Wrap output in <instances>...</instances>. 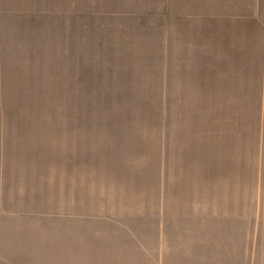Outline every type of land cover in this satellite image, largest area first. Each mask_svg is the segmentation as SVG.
Masks as SVG:
<instances>
[{
    "label": "rangeland",
    "instance_id": "1",
    "mask_svg": "<svg viewBox=\"0 0 264 264\" xmlns=\"http://www.w3.org/2000/svg\"><path fill=\"white\" fill-rule=\"evenodd\" d=\"M195 1L0 0V264H264V0Z\"/></svg>",
    "mask_w": 264,
    "mask_h": 264
},
{
    "label": "crops",
    "instance_id": "2",
    "mask_svg": "<svg viewBox=\"0 0 264 264\" xmlns=\"http://www.w3.org/2000/svg\"><path fill=\"white\" fill-rule=\"evenodd\" d=\"M260 1V0H259ZM262 1V0H261ZM206 2H207V0H197V1H195V3L196 4H194V5H197L198 7H199V9H201V10H203V8H206L207 7V5L208 4H206ZM210 2H211V7H214L215 8V11H216V13L217 12H219V10H218V8L220 9L221 8V12H222V9H223V1H220V2H218L217 0H216V2L215 3H213V0H210ZM252 2H254V0H252ZM220 4V5H219ZM194 5H193V7H194ZM259 5H260V3H259ZM258 5V6H259ZM201 14H207V10H206V12H204V13H201ZM251 14L254 16L255 15V2H254V4H253V10H251Z\"/></svg>",
    "mask_w": 264,
    "mask_h": 264
}]
</instances>
